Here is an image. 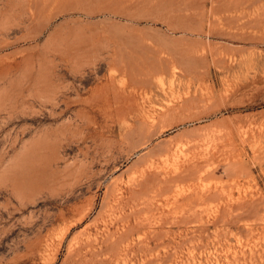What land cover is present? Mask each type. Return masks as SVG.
<instances>
[{"label":"rangeland","instance_id":"374dc122","mask_svg":"<svg viewBox=\"0 0 264 264\" xmlns=\"http://www.w3.org/2000/svg\"><path fill=\"white\" fill-rule=\"evenodd\" d=\"M0 264H264V0H0Z\"/></svg>","mask_w":264,"mask_h":264},{"label":"bare ground","instance_id":"6f19581e","mask_svg":"<svg viewBox=\"0 0 264 264\" xmlns=\"http://www.w3.org/2000/svg\"><path fill=\"white\" fill-rule=\"evenodd\" d=\"M38 1V0H37ZM44 2V1H43ZM46 3V2H45ZM52 6V5H51ZM38 13V12H37ZM152 68V67H151ZM123 71V70H122ZM125 72H127V69L125 70ZM156 75V74H155ZM143 76V75H142ZM148 77V76H147ZM154 77V76H153ZM127 91H129V90H127ZM134 93V92H133ZM135 98V97H134ZM128 101V100H127ZM127 101H126V103H127ZM131 101V100H130ZM133 101V100H132ZM129 103V102H128ZM125 109V108H124ZM141 119V118H140ZM141 122V121H140ZM145 122H143V124H144ZM138 124V123H137ZM136 124V125H137ZM141 124H142V122H141ZM138 125H140V124H138ZM137 125V126H138ZM143 127V126H142ZM137 129H138V131H136L135 129H132V131H130V133L131 134H133L134 132H139L142 128H138L137 127ZM142 131H140V133H141ZM196 165V164H195ZM192 167V166H191ZM190 167V168H191ZM198 167V166H197ZM189 168V169H190ZM181 169V168H180ZM194 169H196V168H194ZM201 170V169H200ZM159 171V170H158ZM158 171H154L153 173H152V175H151V179H154L153 181H154V185H155V182H156V185H158V186H160L161 185V187H163V186H167V185H169V184H171L172 182H174L175 180H177L180 176H188V175H190V174H192L193 173V171H191V170H189L188 171V169L186 170V169H183L182 171H180V172H177V173H174V174H176V175H167V177L166 178H164V179H162L161 178V176L164 174V173H162L161 174V176H159V173H158ZM167 172V171H166ZM169 172V171H168ZM167 172V174H169ZM198 172V171H197ZM200 172V171H199ZM202 172V171H201ZM203 173V172H202ZM196 174V173H195ZM165 176V175H164ZM198 176V175H197ZM149 181H151L150 179H149Z\"/></svg>","mask_w":264,"mask_h":264}]
</instances>
